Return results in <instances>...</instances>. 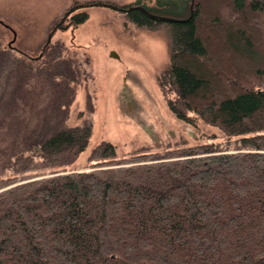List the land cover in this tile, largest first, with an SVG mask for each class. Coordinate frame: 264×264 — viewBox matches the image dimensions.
I'll list each match as a JSON object with an SVG mask.
<instances>
[{
    "label": "trees",
    "instance_id": "obj_1",
    "mask_svg": "<svg viewBox=\"0 0 264 264\" xmlns=\"http://www.w3.org/2000/svg\"><path fill=\"white\" fill-rule=\"evenodd\" d=\"M176 5L186 21L152 17L166 0H85L64 28L94 6L165 28L167 105L220 128L224 146L117 156L103 142L74 169L92 128L67 124L79 74L65 44L47 39L32 56L0 38V264H264V0Z\"/></svg>",
    "mask_w": 264,
    "mask_h": 264
},
{
    "label": "rangeland",
    "instance_id": "obj_2",
    "mask_svg": "<svg viewBox=\"0 0 264 264\" xmlns=\"http://www.w3.org/2000/svg\"><path fill=\"white\" fill-rule=\"evenodd\" d=\"M82 1L0 0V38L5 43L37 56L52 35V42H63L65 55L74 60L79 79L67 124L88 120L92 133L73 168L85 169L93 149L103 142L114 144L117 156L163 152L183 143L209 141L224 146L227 136L220 128L204 121L190 125L167 105L158 82L170 61L165 28L143 29L126 13L97 6L85 8L90 14L86 22L64 28L70 21L65 12ZM140 1L152 5L156 0ZM166 1L172 6L163 9L164 16L178 18L183 7L176 4L181 0ZM60 20L63 28L50 33Z\"/></svg>",
    "mask_w": 264,
    "mask_h": 264
},
{
    "label": "water",
    "instance_id": "obj_3",
    "mask_svg": "<svg viewBox=\"0 0 264 264\" xmlns=\"http://www.w3.org/2000/svg\"><path fill=\"white\" fill-rule=\"evenodd\" d=\"M153 18L155 19H159L161 21H168V22H171V21H186L184 19H178V18H174V17H170V16H157V15H152ZM63 21H61L59 23V25L62 23ZM51 38H52V35L49 36L48 38V41L50 42L51 41Z\"/></svg>",
    "mask_w": 264,
    "mask_h": 264
},
{
    "label": "flooded vegetation",
    "instance_id": "obj_4",
    "mask_svg": "<svg viewBox=\"0 0 264 264\" xmlns=\"http://www.w3.org/2000/svg\"><path fill=\"white\" fill-rule=\"evenodd\" d=\"M58 26H61V25H58Z\"/></svg>",
    "mask_w": 264,
    "mask_h": 264
}]
</instances>
